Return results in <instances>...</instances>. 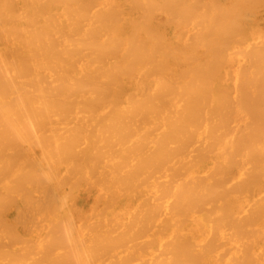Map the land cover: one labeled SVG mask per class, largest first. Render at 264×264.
Masks as SVG:
<instances>
[{"label":"bare ground","instance_id":"1","mask_svg":"<svg viewBox=\"0 0 264 264\" xmlns=\"http://www.w3.org/2000/svg\"><path fill=\"white\" fill-rule=\"evenodd\" d=\"M0 264H264V0H0Z\"/></svg>","mask_w":264,"mask_h":264}]
</instances>
